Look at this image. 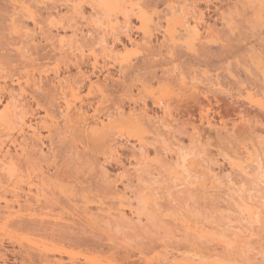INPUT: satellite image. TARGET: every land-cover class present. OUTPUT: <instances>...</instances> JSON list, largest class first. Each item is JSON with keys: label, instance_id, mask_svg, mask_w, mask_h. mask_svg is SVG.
<instances>
[{"label": "bare ground", "instance_id": "1", "mask_svg": "<svg viewBox=\"0 0 264 264\" xmlns=\"http://www.w3.org/2000/svg\"><path fill=\"white\" fill-rule=\"evenodd\" d=\"M197 1L208 3L210 0H156V2L167 4L166 15H170L166 19V26L158 43V49L164 48L165 52L170 55L169 57L178 47L183 46L189 52H195L198 45L208 43L213 35L214 31L210 26L202 24L204 23L203 13L197 8ZM11 2L13 4L9 5L16 7H11L10 10L0 9V28L9 31L8 34H14V36L8 35V38L3 36L5 34H0V44L6 43L5 45L13 46L10 52H0V264H10L8 255L11 256L14 264H25V262L34 264L35 260H37L35 264L37 262L38 264H77L69 252L71 247L106 248L108 251L121 254L124 264H229L231 260L223 256H217L219 258L213 262L208 261L210 253L206 256L202 254L201 242L212 238L209 229L224 225L216 218L222 212L221 206L216 205L213 198L216 175H207L206 180L195 181V178H191L198 170L201 152L192 142L191 146L177 142L174 145V166L169 169L166 167L168 163L154 161L148 154L145 143L147 136L145 137L146 132L140 125L141 120H147L153 125L165 128L163 133L171 137L170 127L175 120L166 105L160 109L161 114L155 116L151 115L144 106L128 110L117 106L112 114L101 115L99 106L91 107L89 110L84 107L83 103L75 107L73 103L70 105L68 102L60 114V120L56 118L55 111L51 109L55 103L53 97L58 92L64 96L70 91L72 97L77 95L79 88L82 89L85 86L87 93L91 94L95 91L101 99H104L110 82L121 86L125 83V72L132 70L134 65L132 61L124 57L114 59L119 58L114 54L116 43L120 42V37L123 35L126 39V43H122L121 46L123 51L129 47L139 46L144 50L143 52L147 54L151 52L153 31L156 30L154 28L160 17L159 14L151 16L149 13L147 7L151 4L150 1L66 0L64 14H60L55 5L51 7L55 11L48 12L50 20L56 18L55 29L41 26L43 21L36 15L37 10L32 11L30 7L24 6L23 1L18 3L25 17H19L15 12L18 4ZM186 2L191 4L192 16L191 14L188 16V13L184 11ZM78 5L82 7L78 8ZM91 5L95 6L94 10L90 7ZM145 5L146 7H141ZM232 5L240 7L243 11L251 10L259 16L264 12V0H233ZM85 8L88 11H85ZM176 12H180V16H173ZM100 17L109 22L114 19L115 23L118 20L122 21V26L120 25L121 27L117 29L119 32H113L116 28L114 23L115 28H112L113 30L111 29L106 35V37L109 35L112 40H110L111 47L106 49L108 57H113L116 61L118 72L115 76L113 73L103 74L102 79L93 74L97 68L94 50L92 48L86 52L83 50L82 44L85 38L78 36L76 23L71 21L74 18L90 20L93 22L94 29L92 30L96 32L95 30L99 31L97 20ZM23 18L27 19L30 25L23 24ZM222 18L226 27L230 30L235 28L225 14ZM131 19L134 20L133 23ZM132 29L138 32V38L132 37ZM103 32L102 35L100 32L97 33L99 35L97 40L100 44L106 43L104 39L106 32L105 34ZM37 39H42L47 43L45 47L48 53L44 54L38 50L39 43H35ZM113 54L115 57L112 56ZM88 58L91 59L89 62L91 73L90 71L84 72L80 68V65ZM60 61L65 66L62 73ZM255 61L262 63L259 57ZM70 66L75 68L74 75L69 73ZM260 73L264 76V69ZM92 74L95 79H92ZM179 79L177 88L179 93H176L175 96L177 94L178 96L175 98L178 102H184L186 110L183 116L186 117V121L189 122L194 132L203 131L201 127L206 126V130L213 134H232L240 139L248 137L250 133H255L258 134L257 137L261 136L264 143V97L262 95H249L247 103L224 98L220 101L217 98L221 109L220 119L218 124H213L208 115L207 96L199 90L196 83L186 82L185 77ZM224 94L230 97L229 93ZM52 102H54L53 105H51ZM197 107L200 108L198 114ZM34 110L41 112L35 115L34 121H30L28 117L34 115H32ZM253 119L256 121L252 122ZM195 121L199 122V127L194 125ZM59 133L70 137L73 148L78 153H85L92 143L111 154L118 148L119 137L125 136L128 138L126 143L131 141L129 143L134 157V163L131 164L133 171H137V167L142 164L148 167L146 164L149 163L164 168L168 178L184 186L180 193H183L185 197H177L169 190L165 191V195L160 194L158 188L152 187L150 183L152 178L139 177L133 181L131 178H124L125 174H121L120 178H117L120 189H113V187L111 189L107 182H104V186H94L118 200L119 205L115 208L105 209L104 212L95 215L89 214L87 208L89 195L81 193V198L78 199L82 202L80 214L84 217H81L78 222L59 216L47 219L44 215L38 214L37 210L47 207L66 210L70 207L71 210L76 211L78 208V199L75 194L62 198L60 193L54 194L55 192L51 191L47 193L43 188L47 182L54 180L53 178H61L60 170L53 163L51 164L50 158L54 156L51 157L50 154L49 157L43 149L45 144L52 147L55 143V136ZM204 136L205 133L202 134V137ZM250 148L245 145L241 146L245 159L243 156L242 158L246 161L245 168L255 163L253 154L256 150L254 148L250 150ZM137 150L142 151L138 159L135 158ZM154 152L157 153L155 150ZM240 154L239 152L235 154L237 156L228 157L226 161L231 170L241 173L244 171L242 168L244 161L241 163L242 158L239 160L241 156L238 155ZM53 165V171L49 172L48 167H53ZM141 169L146 172L143 168ZM209 169L212 173L213 170ZM247 174L245 172L246 176ZM29 178H36L37 184H34L35 179H32L33 183ZM31 181L37 186V190L32 191V184L29 183ZM23 182L27 184V188L25 192L19 188L21 193L17 186ZM132 183H136V189L131 190ZM231 189L229 185L223 188L224 199L227 202L223 210L239 214L244 221V225H241L244 230L264 231V198L259 204L256 201H244L241 195L236 200L231 193L233 189ZM98 204L100 208L102 202ZM170 204L173 207H171V212L167 213L165 208ZM170 221L182 226L184 231L181 239H175V235H172L173 242L166 240ZM85 227L93 228L96 236L85 235ZM22 233L23 236L18 238V235ZM250 235L253 234L250 233ZM180 243L194 249V253L190 255L191 253L188 252L189 255L182 260H177L176 257L171 258V256L174 257V250L178 249ZM261 244L257 253L258 258H255L248 249L245 252L242 251L241 264H264V238ZM7 245L16 249H8ZM154 245H159L163 250L156 255L154 260L145 258L144 250H149ZM219 245L227 251H232L236 245L238 247L239 243L235 236L232 240L221 239ZM130 246H134L137 252L133 251Z\"/></svg>", "mask_w": 264, "mask_h": 264}, {"label": "rangeland", "instance_id": "2", "mask_svg": "<svg viewBox=\"0 0 264 264\" xmlns=\"http://www.w3.org/2000/svg\"><path fill=\"white\" fill-rule=\"evenodd\" d=\"M11 1L18 4L16 11H14L19 17H25L22 9L19 8V3L22 1L24 6L26 5L30 7L29 9L32 11L37 10L36 15L42 19L43 23H41V26L44 28H56V18L50 20L51 18L48 13L50 11H55L51 8L53 5L56 6L57 11H60V14H64L66 11L64 8L66 0H0V9L3 8L4 10L5 8L10 10L12 9L11 7H16L14 5H9L12 3ZM148 1L151 3L148 4L149 6L147 7L151 16L159 14L160 17L158 18L159 20L155 19L157 20V22L155 21L157 24L156 28H154L156 30L153 31L151 46L153 49L151 52L147 54V52H143L144 50H142L139 46L129 47L123 51L121 46L122 43H126V39L122 34H120V36L122 35L121 37L119 36L120 42L116 43L117 47H115L116 52L114 54H116V57L119 58L114 59L118 60L124 57L132 61V64L134 65L132 70L129 69L125 72V85L123 84L121 86L110 82L106 88L107 91L104 99H101L95 91H93L94 93L91 92V94L87 93V88H85V86L82 89L79 88V93L77 92V95L72 97L70 96V91H68L70 94L68 92H63V94L65 93L64 96L60 95L57 91V95L53 97L54 99L52 98L55 103L52 102L51 105H53V103L54 105L53 107L51 106V109L55 111L56 118L60 120V114L64 107L67 106L68 102V104L73 103L72 105H75V107H78L83 103L84 107L89 110L91 107L94 108L95 106H99L101 115L112 114L117 106H122L126 110L133 107H135V109H139L138 107L144 106L151 115L155 116L156 114L160 115V109L166 105V108L175 120L172 127H170L171 137H167L163 133L165 128H160L156 124H154V126L150 121L141 120L142 122L140 125H142V128L146 132L145 137L147 136L145 143L149 156L152 157L154 161L159 160L161 162L164 161L165 163H168L166 166L168 169L173 168L175 156L174 145L177 142H181L185 146H191L193 144L196 149L201 152V154L199 157V164L197 166L198 170L191 178H195V181L202 179L206 180L205 178H207V175H216V178H214L215 188H213L215 196H213V198L215 199V204L221 206L222 208V212H219L221 215H217L216 218L219 219L224 226L209 229L212 238H207L201 242L202 254L205 256L208 255L207 253L211 254V256L208 257L209 259L205 257L208 261L210 260L216 262L219 258L217 256H223L226 259L231 260V263L229 262V264H241V252H245L248 249L249 252L254 254L255 258H258L257 253L259 252V247L262 245L261 242L264 238V231L253 229V231L250 232L244 230L242 227L244 225V221L239 214L235 212L229 213L223 210L226 208L227 204L224 199L225 194L223 188L225 185H229V187L233 189H231V193L236 200L239 195H241L244 201H256L258 204L263 201V139L261 136L257 137L258 134L255 133H250L248 137L245 136L242 139L237 138L232 134L216 135L213 134V132L206 130V126L201 127L203 131H198V133H196L192 130L189 122L186 121V117L183 116V113L186 110L184 102H178L177 98H175L178 94L177 96L175 95L176 93H179L177 89L178 81L180 80L179 78L185 77L186 82L196 83L199 90L207 96L209 103V105L207 104L209 107L208 115L213 124H218L220 119L221 109L220 103L217 101L218 99L220 101L221 98L227 100L232 99L234 101L247 103L246 100L249 95L257 96L258 94V96L262 95V97H264V76L260 73L264 69V12L259 16L251 10L243 11L240 7H233V0H210L208 3L197 1V8L203 13L204 23L202 24H204V26H210V28L214 31L212 35L213 39L211 36V40L209 39L208 43H205L202 46L198 45L195 52H189V50L184 46L178 47L176 51H174V56L172 55L169 57L170 55L165 52L166 50L164 48L158 49L161 33L166 26V19L170 17V15H166L165 11L167 4L156 2V0ZM190 5L191 4H189V2H186L184 5V11L188 13V16L189 14L192 16V9ZM8 6H10V8H8ZM85 11H88V9L85 8ZM179 13L180 12H176L173 16H180ZM223 13L225 14V17L235 26L233 30H230L224 25L223 18L221 19L224 15ZM23 19V24L30 25L27 19ZM114 20L109 22L101 17L98 18L97 22L99 23H97V26L99 27V31L95 30L96 32L92 30L94 29L93 22L90 20H82L79 18L71 20L76 23L78 36L80 35L79 37L82 36L83 39L85 38L84 43L82 44L83 50L85 52L89 48L94 50V55L97 60V68L93 74L101 79L103 74L106 75V73H113V76H115L118 72V65L116 61L113 60V57H108V50H106L111 47L110 43L112 41L110 36L108 35L106 37V35L112 28L114 29L115 27L116 28L113 32H119L117 29L122 26L121 20V22L118 20L116 23ZM133 22L134 20L132 23ZM201 27H203V25ZM98 32H100L101 35L102 32L104 34L106 32L104 35L106 43H98ZM2 33L5 34L3 36L6 37L8 35L14 36V34H8L9 31H5L0 28V34ZM59 33H61L60 30ZM131 35L133 38H138L137 35L139 34L136 30L132 29ZM6 37L4 38L6 39ZM37 40L35 43H39L38 50L44 54L48 53V49L45 47L47 43L42 39ZM2 44H0L1 53H6L7 51L10 52V49L13 48V46L9 45L8 42V45H5L6 43ZM114 54L112 56H114ZM251 57L255 59L253 60ZM258 57L262 59V63L260 64L255 61ZM88 59L80 65V68L84 72L88 73L90 71L89 73H91L89 64L91 59ZM59 65L61 73L64 72L65 66L61 64V61ZM69 73L74 75L75 68L70 66ZM93 74L91 77L92 79H95ZM66 88L67 87H65V89ZM224 93H229L230 97ZM32 108L34 109V106ZM32 108L31 111L33 112ZM196 111L198 114L200 108L197 107ZM40 112L41 111L35 112L34 110V113H32V115H34L32 117L29 115L28 119L30 121H34L36 119L35 115ZM255 119L257 120L256 117ZM255 119H253L252 122H255ZM194 123L195 126L197 125V127H199L198 121H195ZM203 133H205L204 137H202ZM55 137V143L53 146L49 147L45 144L43 149L47 152L49 157L50 154L51 157L52 155L54 156L50 158L51 164L53 163L55 167L60 170L61 178H53L54 180L47 182L43 188L47 193L50 191L55 192L54 194L60 193L62 198H68L71 194H75L77 199L81 198V193L89 195V198H87L89 201L87 204L89 214L95 215L104 212L105 209L115 208L119 205L116 198H111V196L106 195L107 193L103 192L101 188L98 189L94 186H104V182H107L109 183L111 189L112 187L113 189H120L121 186L117 181V178L121 174H125L124 178H131L133 181L135 178L139 177L152 178L150 183L152 187L158 188L160 194L163 193L165 195V191L169 190L171 194L176 195L177 197H185L183 193H180L184 186L181 185L180 182L168 178L166 176V172H164V168L156 166L153 163H149L146 164L148 167L142 164L140 167H137V171H133V166H131V164L134 163V157L132 156V148L129 143L131 141L126 143L128 138L125 136H123V138L119 137V145H117L118 148L115 151L113 150V153L111 154L105 151V149H102V147L92 143H90L85 153H78L74 150L69 136H64V134L59 133V135H56ZM76 144L78 143L76 142ZM243 145L247 148H250L253 145L255 146H253L256 150L253 154V158L255 157V163L250 164V167L248 166L249 168L247 166V168H245L244 166L246 165V161L244 160L245 157L243 156V149H241V146ZM253 148H250V150ZM154 150L157 152L156 154ZM135 152V158H140L142 151L137 150ZM239 152L241 154L238 156L241 157L238 158L240 160L243 156L244 159H241V163L242 161L245 163H242V168H244V171L248 173L247 176L244 171L243 174L242 171L240 173L237 170H235V172L231 170L226 161L228 157L237 153L239 154ZM54 165L53 167H48L49 172L53 171L52 169H54ZM141 168L146 170V172H143ZM209 168L213 170L212 173ZM29 179H35V183L33 180L32 181L34 184H37L36 178ZM32 181L29 183L32 184ZM233 182L235 184H233ZM135 184L136 183H132L131 190L136 189ZM17 187L19 192H25L27 184L23 182L18 184ZM19 188L22 190L20 191ZM39 188L44 190L40 186ZM37 189V186L32 184V191ZM99 202H102V206L100 208L98 204ZM77 206L78 208H76V211L71 210L70 207H67L66 210L47 207L37 210V213L44 215L47 219H53V217L55 218L59 216L64 219L68 218L69 220L78 222L81 217H84L80 214L83 205L79 199ZM171 207L173 206L170 204L165 208L168 211L167 213L171 212ZM168 218L170 217L168 216L167 219ZM170 222L171 225L167 230V239H165L169 240L168 242H173V239L171 240L172 235H175V239H181L182 234L184 233L183 227L177 223L174 224L172 221ZM90 227H85L84 234L87 236H96V231ZM205 231H207V229ZM250 233L253 235H250ZM22 236L23 233L21 235L19 234L18 238H21ZM235 236L239 245L238 247L236 245L234 250L227 251L219 245L221 239L227 238L232 240ZM7 248L14 249L15 247L12 248L7 245ZM130 248L137 252V249L134 246H130ZM162 250V247L159 245H154L153 248L144 250V257L154 260L156 255ZM69 252L77 264H124V261L121 259V254L113 253V251H108L106 248L91 249L89 247H71ZM188 252L192 255L194 253V249L180 243L178 249L174 250V257L171 256V258L176 257L177 260H182L189 255ZM8 260L10 264H14L11 256L9 255ZM36 261L37 260H35V262ZM25 264L29 263L25 262ZM36 264H38V262Z\"/></svg>", "mask_w": 264, "mask_h": 264}, {"label": "snow or ice", "instance_id": "3", "mask_svg": "<svg viewBox=\"0 0 264 264\" xmlns=\"http://www.w3.org/2000/svg\"><path fill=\"white\" fill-rule=\"evenodd\" d=\"M77 7L79 8V7H82V6H79V5H78ZM90 7H92L93 10L95 9V6H94V5H91ZM105 7H107V6L105 5ZM141 7H146V5H145V6H141ZM149 22H150V21H149ZM97 47H98V46H97Z\"/></svg>", "mask_w": 264, "mask_h": 264}]
</instances>
